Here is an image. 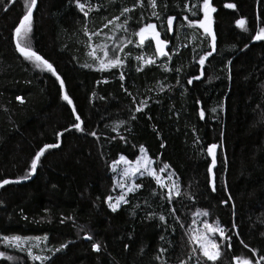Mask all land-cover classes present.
<instances>
[{
	"label": "trees",
	"instance_id": "16d2710c",
	"mask_svg": "<svg viewBox=\"0 0 264 264\" xmlns=\"http://www.w3.org/2000/svg\"><path fill=\"white\" fill-rule=\"evenodd\" d=\"M155 2L153 9L150 0H81L91 8L85 17L75 0H37L32 31L20 39L53 64L69 104L56 76L16 49L23 0H0V180L28 175L35 152L58 144L41 157L31 180L0 188V237L48 235L54 251L48 247L50 259L34 261L0 242L17 258L2 257L0 264H237L235 257L264 256V40L251 38L264 27V0H211L216 50L203 66L198 61L211 50V37L188 23L203 19V0ZM125 7L131 11L121 15ZM116 16L128 19L127 31L117 33L110 50L122 47L125 65L101 72L89 44L102 41L100 32ZM169 16L176 18L170 32ZM241 18L247 31L236 24ZM147 23L169 41V56H158L152 39L127 43ZM141 56L155 63L136 59ZM142 102L147 107L135 111ZM77 114L84 131L70 128ZM210 144L218 145L215 165ZM140 146L157 168L170 166L181 195L169 202L167 189L140 176L129 203L113 212L106 200L115 190L112 162L120 155L134 161ZM202 210L231 237L216 262L189 241Z\"/></svg>",
	"mask_w": 264,
	"mask_h": 264
},
{
	"label": "snow or ice",
	"instance_id": "6c2138e0",
	"mask_svg": "<svg viewBox=\"0 0 264 264\" xmlns=\"http://www.w3.org/2000/svg\"><path fill=\"white\" fill-rule=\"evenodd\" d=\"M24 4L26 5V12L24 13L23 17L20 19L18 26L14 28V34H15V46L16 49L21 53V55L29 61H32L36 68H39L41 70H46L49 73H52L56 76L57 80L59 81L60 87H64V80L59 76V74L56 72V69L54 68L53 64L50 63L47 59H45L42 55H40L37 51L33 50L31 47L25 46L21 42V36L28 37L29 33L32 31V13L33 9L37 6V0H23ZM76 6L79 9L81 13L85 17L89 15V11L91 8H89L87 3H81V0H75ZM150 4L153 9L156 7L155 0H150ZM98 7V5L94 6ZM228 8H236V5L234 3H229L226 5ZM86 8L88 10H86ZM131 11L130 8H123L121 15H125L126 13H129ZM202 11H203V19H193L189 20V26H196L198 25L199 28L203 29L204 33L208 34L211 37V50L205 52L203 55L200 56L198 63L203 66L205 64V61L208 57L212 56L213 52L216 50L215 41L216 36L213 31V17L212 13L216 11L215 7L212 5L211 0H203L202 2ZM153 16H158V13L156 11L152 12ZM176 18L173 16L167 17V30L170 32L172 31L173 21ZM184 19H188L187 16L184 17ZM114 21H119L120 17L116 16L113 18ZM109 24L113 23V21H108ZM127 24L128 19L124 20L123 24L117 23L116 28L117 29H123L124 31H127ZM236 24L241 28L247 31L245 24L246 21L244 18H241L236 21ZM107 27V25H105ZM85 32H87V29H85ZM95 35V34H93ZM136 36L139 37V41L141 44L144 43L146 38H151L155 41V51L158 56H169V53L165 50L166 46L168 45L169 41L167 39H161L160 32L157 31V26L154 23H147L144 24L142 27H139V30L135 33ZM253 40L256 41H262L264 40V27H260L256 32L255 35L251 37ZM89 40H91V36H89ZM132 41L129 40L128 43H131ZM89 47L91 51L89 52V55L94 58V60L98 63L97 70L98 71H105L112 68H123L125 65V60L121 58L119 55L120 52L123 51L122 47H118L117 45H113L111 50L108 48L106 44H101L93 47L91 44H89ZM247 47V45H246ZM100 50L102 52V55H97V50ZM111 52V55H110ZM170 58V57H169ZM137 60H142L144 64H153L155 63V60L153 58L145 59L144 57H137ZM85 67H91V65H84ZM139 70V69H137ZM203 74V73H201ZM200 77H192L187 82L191 84L193 80H198ZM120 79H124V73L121 71L120 73ZM107 82V81H105ZM99 83V82H98ZM18 100H23L22 97H17ZM63 99L67 101L69 104H72V100L65 91L63 95ZM142 107L137 106L135 111L142 112L143 107H147L146 102H142ZM73 112H75V106L73 105ZM213 112H216V108L212 109ZM200 118H204L205 112L204 109L201 108L199 112ZM76 121H79L77 123H73L70 128H74L79 131H84L82 128L81 118L79 114L75 117ZM120 123H123L121 121ZM69 129H65L64 131H68ZM63 135V133H57V136ZM91 135L96 136V132H92ZM123 139V138H122ZM58 147V144H45L41 148H39L38 151L35 152L34 157L31 160L30 170L29 174L25 175L23 177H20L18 180H10V179H2L0 180V188L10 184V183H19L20 180H26L29 178V175L34 174L37 170L38 163L42 156H44L45 152L49 149ZM218 145L217 144H210L208 146V153L212 156V165L216 164V149ZM140 153L141 155L137 156L134 161H130L126 156L120 155L117 160H114L112 162V170L114 172L117 171L118 166L123 165V168L118 173L120 179L117 180L115 187H118L121 190L120 195L116 196L115 198L111 195L106 197V200L108 202V207L113 211H117L122 204H128L129 201L126 198L128 193L135 192L137 189L141 187L140 184H136L134 182V178L139 175L141 177H144L145 175L152 177L155 179L156 183L161 186V188L167 189V193L165 195V199H167L169 202L172 201L173 197H179L181 195V189L180 185L176 180H173L172 177L174 173H169L166 179L168 180V183H165V179L161 177L157 173V170L152 167L153 161L152 159L147 155L146 150L143 146H140ZM170 166L167 164H164L163 167L159 169L160 173H164L166 169H168ZM211 171V169H209ZM178 179V178H177ZM131 180L132 182L126 183V181ZM213 191H215V186L213 185ZM231 197L229 196V199ZM114 201V202H113ZM228 201H222V203H227ZM173 212H175V209H172ZM197 215H203L207 217L209 215L207 210H202L197 213ZM153 214H149L148 218H152ZM159 219L161 221L165 220L164 215H160ZM179 219V217H177ZM197 223L196 220L192 221V224L195 225ZM236 225L233 224V228H235ZM216 234H218L221 243L223 241L227 240L229 241L228 247H231V237L226 235V230L223 226L219 224V221H216L214 223H209L207 219L202 221V229L199 228H192L189 233V241L193 243L194 245L198 246V250L200 253H202V256L207 259V261L216 262L218 258L221 257V248L220 244L217 243ZM239 234V233H237ZM46 241L48 239L47 235H45L43 238L37 236V237H22L19 235H13V236H3L0 237V242H3L7 244L9 247L19 249L21 251H27L28 255L33 260H39V261H45L49 260V257L40 256V255H33V248L39 247L41 240ZM88 239H92L91 236H88ZM163 239V237H161ZM66 247V245H61L59 249H56V251L61 250L62 248ZM93 249L96 251L100 250L101 245L99 243H94L92 245ZM247 247V246H246ZM161 252L166 251V249L161 248ZM256 250L253 249V252ZM197 248L194 247L192 249V253H196ZM0 257H4L7 260H15L17 259L14 256L7 255L5 252L0 251ZM157 259H160L159 256H157ZM235 260L237 261V264H253V260L249 258H242V257H235ZM261 262H264V256H261L259 260L255 262V264H261ZM180 264H189V261L181 260ZM197 264H200V260L197 259Z\"/></svg>",
	"mask_w": 264,
	"mask_h": 264
},
{
	"label": "rangeland",
	"instance_id": "374dc122",
	"mask_svg": "<svg viewBox=\"0 0 264 264\" xmlns=\"http://www.w3.org/2000/svg\"><path fill=\"white\" fill-rule=\"evenodd\" d=\"M124 20L125 19H120L119 21H114L113 20V23H111V24H109L108 25V27H107V29H105V31H101L100 32V38L102 39V41H100L99 43H94V42H92L91 43V45L93 46V47H95V46H97V45H101V44H106L107 46H108V48L110 49V45L115 41V39L117 38V33L118 32H121V31H124L123 29H117L116 28V24L117 23H120V24H123L124 23ZM155 24V23H154ZM157 31H159L158 30V28H157ZM160 32V31H159ZM160 37H161V39H165V38H163V36H162V33L160 32ZM151 38H146V40L144 41V43L143 44H145L147 41H149ZM131 44H132V46L134 45H139V44H141L140 43V41H139V37L138 36H133V38L131 37ZM153 42L155 43V41L153 40ZM128 43V42H127ZM130 44V43H129ZM143 44H141V45H143ZM125 47V46H124ZM166 51L168 50L167 49V47H166V49H165ZM90 51H91V49H90ZM97 55H102V52L98 49L97 50ZM110 55H111V53H110ZM119 55L121 56V52L119 53ZM91 58L93 59V61H94V64H95V66L96 67H98V63L94 60V58L91 56ZM146 59H148V58H146ZM146 150V149H145ZM146 153H147V151H146ZM140 155H141V153H140ZM147 155H148V153H147ZM131 161V160H130ZM152 161H153V164H152V167L153 168H155L156 170H157V173L159 174V175H161V177L162 178H164L165 179V183H168V180L166 179V177L168 176V174L169 173H173L170 169H166L165 170V172L164 173H160L159 172V169L161 168V167H159V168H157L156 167V164H155V161L152 159ZM123 168V165H120V166H118V168H117V171L116 172H114V179H115V184H116V182H117V180H119L120 179V177H119V175H118V173L120 172V170ZM140 176L139 175H137L135 178H134V182L137 184V179L139 178ZM172 179L173 180H176L177 181V178H176V176L175 175H173V177H172ZM130 182H132L131 180H128V181H126V183H130ZM178 182V181H177ZM120 193H121V190L118 188V187H115V190H114V193L112 194V196L115 198L116 196H118V195H120ZM127 198V197H126ZM114 202V201H113ZM200 212V211H199ZM205 219H207L208 220V222L209 223H214V222H211V221H209V219H208V217H205V216H203V215H196V217H195V220L197 221V223L195 224V225H192V228H199V229H202V221H204ZM20 236V235H19ZM45 235H43V236H39V237H41V238H43ZM22 237H37V236H22ZM47 237H48V235H47ZM216 239H217V243L218 244H220V248H221V245H222V243H221V241H220V238H219V236H218V234H216V237H215ZM49 239V238H48ZM48 239L46 240V241H44L43 239L41 240V242H40V246L39 247H35V248H33V255H40V256H45V257H47V255H48V247H51L52 248V250L54 251V247H52L50 244H49V242H48ZM223 243H224V241H223ZM2 245L4 246V247H6V248H12V247H9L7 244H5V243H3L2 242ZM47 246V247H46ZM198 247V246H197ZM0 251H2V252H6V250H4V248H0ZM199 254L202 256V253H200L199 252ZM2 257H0V259H1ZM34 261H37V260H34ZM253 264H255V262L253 261Z\"/></svg>",
	"mask_w": 264,
	"mask_h": 264
},
{
	"label": "water",
	"instance_id": "95a60500",
	"mask_svg": "<svg viewBox=\"0 0 264 264\" xmlns=\"http://www.w3.org/2000/svg\"><path fill=\"white\" fill-rule=\"evenodd\" d=\"M35 9V8H34ZM34 9H33V11H34ZM14 39H15V35H14ZM168 46V45H167ZM166 46V47H167ZM63 93H65V89H64V87H63ZM36 173V172H35ZM35 173L34 174H32V176L31 177H29L28 179H26V180H20V182L19 183H22V182H26V181H29V180H31L34 176H35ZM11 180V179H10ZM18 180V179H17ZM13 181H15V180H13Z\"/></svg>",
	"mask_w": 264,
	"mask_h": 264
}]
</instances>
